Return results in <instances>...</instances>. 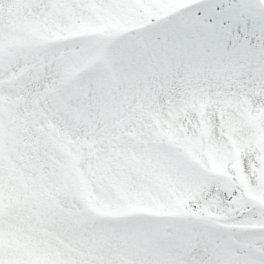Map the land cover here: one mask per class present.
<instances>
[{"label": "snow or ice", "instance_id": "snow-or-ice-1", "mask_svg": "<svg viewBox=\"0 0 264 264\" xmlns=\"http://www.w3.org/2000/svg\"><path fill=\"white\" fill-rule=\"evenodd\" d=\"M0 264H264V0H0Z\"/></svg>", "mask_w": 264, "mask_h": 264}]
</instances>
